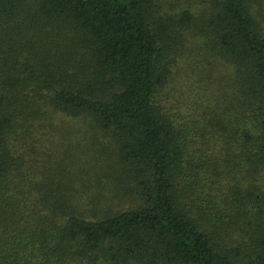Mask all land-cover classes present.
<instances>
[{
    "label": "trees",
    "instance_id": "16d2710c",
    "mask_svg": "<svg viewBox=\"0 0 264 264\" xmlns=\"http://www.w3.org/2000/svg\"><path fill=\"white\" fill-rule=\"evenodd\" d=\"M192 35L225 100L180 125L160 95ZM59 115L112 134L132 206L46 160ZM0 264H264L263 2L0 0Z\"/></svg>",
    "mask_w": 264,
    "mask_h": 264
},
{
    "label": "rangeland",
    "instance_id": "374dc122",
    "mask_svg": "<svg viewBox=\"0 0 264 264\" xmlns=\"http://www.w3.org/2000/svg\"><path fill=\"white\" fill-rule=\"evenodd\" d=\"M208 1L155 0V8L165 16L177 15L184 9L201 13ZM260 1L264 4V0ZM187 40V50L179 59L169 83L161 91L160 102L180 125L192 119L202 124L205 117L210 119L219 110V103L224 104L225 97L219 83L224 79L222 76H225L226 70L221 69L222 65L214 69L209 56L200 50V37L194 38L192 35ZM81 124L79 120H71L63 115H59V121L54 118V124L49 128L52 138L49 136L47 142L54 145L59 142V146L54 153L55 146L48 143L53 153L46 160H53L60 152H68L69 155L60 157L61 169L67 164L73 167L71 171L81 175L89 184L90 191L99 195L102 207L115 210L132 206L133 199L127 195L131 189L130 183H124L119 178L124 169L119 160L118 144L112 134L90 127L83 128ZM75 187L78 185L75 184Z\"/></svg>",
    "mask_w": 264,
    "mask_h": 264
}]
</instances>
